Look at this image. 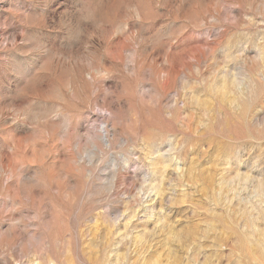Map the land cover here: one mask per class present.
Here are the masks:
<instances>
[{"label": "rangeland", "instance_id": "374dc122", "mask_svg": "<svg viewBox=\"0 0 264 264\" xmlns=\"http://www.w3.org/2000/svg\"><path fill=\"white\" fill-rule=\"evenodd\" d=\"M0 264H264V0H0Z\"/></svg>", "mask_w": 264, "mask_h": 264}]
</instances>
